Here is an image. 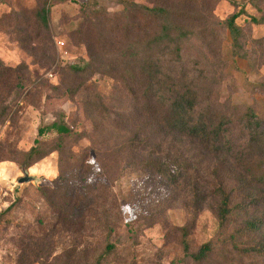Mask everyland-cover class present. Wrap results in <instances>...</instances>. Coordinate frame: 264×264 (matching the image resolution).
Wrapping results in <instances>:
<instances>
[{
	"label": "rangeland",
	"instance_id": "1",
	"mask_svg": "<svg viewBox=\"0 0 264 264\" xmlns=\"http://www.w3.org/2000/svg\"><path fill=\"white\" fill-rule=\"evenodd\" d=\"M235 1L236 6L227 0H0V61L23 71V88L5 100L8 114L0 120V212L12 205L0 223V264H65L66 251L79 241L87 240L91 252L104 247L105 232L87 233L85 239L58 223L40 188L58 176L60 155L69 170L86 154L95 165L96 133L105 127L120 136L114 126L125 124L128 134L148 129L154 141H172L121 77L139 72L148 60L164 80L195 89L202 108L232 119L234 213L219 225L214 200L196 211L187 193L167 188L129 157L109 182L125 221L111 237L116 249L105 264H264V255L243 251L264 239V182L253 183L246 171L264 175V142L252 149L241 121L252 108L264 123V23L249 17L264 14V0ZM142 4L171 8L175 22L185 27L189 34L180 41L179 55L173 46L174 52L153 42L160 24L147 18ZM242 7L248 15L236 22L245 33L240 47L247 57L235 53L224 24ZM95 63L104 68L95 69ZM75 64L83 69L74 70ZM98 99L108 112L91 109L87 117L85 102ZM61 112L73 130L62 153L54 151L27 168L32 180L19 183L25 173L16 160L34 145L38 129ZM44 140L50 148L61 143L53 132ZM251 220L261 230L249 231ZM184 236L193 252L211 240V254L203 262L182 259Z\"/></svg>",
	"mask_w": 264,
	"mask_h": 264
},
{
	"label": "trees",
	"instance_id": "2",
	"mask_svg": "<svg viewBox=\"0 0 264 264\" xmlns=\"http://www.w3.org/2000/svg\"><path fill=\"white\" fill-rule=\"evenodd\" d=\"M227 1L234 6L238 5L235 0ZM139 7L146 12L147 18L160 24L153 42L161 45L164 50L170 49L174 52L173 46L175 53L179 55L182 49L180 41L189 33L185 27L175 22L177 19L171 8L154 4H142ZM243 14L248 15L244 7L230 14L224 20V24L233 38L235 53L247 57V54L241 53L240 47L245 33L236 22ZM249 17L255 24L264 23V14L260 17L251 15ZM43 20L46 22V17H43ZM154 64L153 60L152 62L148 60L139 72L129 75V78L121 77L130 93L143 101L141 110L150 118L156 119L157 126H160L167 136L171 134L174 137L172 141L169 142L167 139L154 141V132L148 129L128 134L125 124L114 126L113 131L120 136H114L105 127L96 133L95 165L90 161L91 156L86 154L81 160L76 161L72 170H69L65 168L67 159L60 155L58 176L51 181L50 186L40 188L57 222L63 223L67 231L73 233L78 230L85 239L87 233L97 231L106 233L103 248L91 252L87 240L79 241L75 248L66 251L65 264H105L114 253L116 244L111 241V237L123 225L125 215L122 204L109 182L113 181L111 176L119 173L121 164L129 157L149 167L167 188L187 193L196 211L202 210L209 200H214L219 225L224 226L234 213L232 206L234 190L230 184V174L233 172L230 160L234 157L230 139L232 119L221 113L217 114L218 111L213 108H202L195 89L189 86L182 88L174 82L164 80L161 70L155 69ZM71 67L74 70L83 69V65L80 64ZM103 68L95 63V69ZM114 70L112 67L111 71ZM22 73L21 65L12 67L0 61V120L8 114L9 107L5 105V100L23 88L19 82ZM85 104L84 111L87 117V111L90 112L91 109L102 115L105 111L108 112L101 99L87 100ZM241 121L243 129L249 136L251 148L263 144L264 123L258 114L252 108H248ZM49 132L61 138L59 145L47 147L48 143L44 136ZM157 132L160 133L159 130ZM72 133V127L66 122L65 113L61 112L52 123L38 129L34 145L23 153L22 159L16 160L20 169L26 170L54 151L61 154L64 141ZM181 142L186 144L177 146ZM212 162L215 165L210 168ZM24 164L26 165L23 166ZM246 171L253 183L260 185L264 182V175L258 176L252 168H247ZM93 174L95 176L90 180L89 177ZM11 207L12 205L0 212V223ZM246 226L253 233L262 228L256 220L248 221ZM182 245V259L191 258L196 262H203L213 250L211 240L202 243L194 252L191 251L190 243L185 236ZM243 251L264 255V239L250 248H243Z\"/></svg>",
	"mask_w": 264,
	"mask_h": 264
},
{
	"label": "water",
	"instance_id": "3",
	"mask_svg": "<svg viewBox=\"0 0 264 264\" xmlns=\"http://www.w3.org/2000/svg\"><path fill=\"white\" fill-rule=\"evenodd\" d=\"M24 173H25V176L24 177H21L19 179V181H18L19 183L28 182V181H31L32 180V177L29 176V175H27V171L26 170H24Z\"/></svg>",
	"mask_w": 264,
	"mask_h": 264
},
{
	"label": "built area",
	"instance_id": "4",
	"mask_svg": "<svg viewBox=\"0 0 264 264\" xmlns=\"http://www.w3.org/2000/svg\"><path fill=\"white\" fill-rule=\"evenodd\" d=\"M60 46H64V42L59 41Z\"/></svg>",
	"mask_w": 264,
	"mask_h": 264
}]
</instances>
